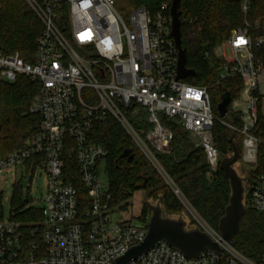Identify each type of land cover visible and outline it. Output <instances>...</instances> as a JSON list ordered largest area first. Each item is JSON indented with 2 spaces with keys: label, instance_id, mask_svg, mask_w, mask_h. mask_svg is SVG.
Instances as JSON below:
<instances>
[{
  "label": "built area",
  "instance_id": "built-area-1",
  "mask_svg": "<svg viewBox=\"0 0 264 264\" xmlns=\"http://www.w3.org/2000/svg\"><path fill=\"white\" fill-rule=\"evenodd\" d=\"M238 1L244 23L221 49L215 86L241 81L244 112L235 110L239 102L231 103L239 128L215 117L209 87L177 80L171 4L163 3L156 12L139 7L126 21L115 0H25L43 26L35 59L27 63L19 55L0 52V82L14 84L27 77L36 83L30 111L41 123L24 148L0 159V173L20 169L34 175L42 169L48 175V195L42 198L43 221L33 225L29 236L22 224L0 221V264H115L145 240L149 219L140 215L141 226L133 217L115 219L121 208L111 206L109 181L101 174L108 151L92 142L91 134L108 118L121 126L185 206L192 207L157 158L172 153L174 135L163 119L176 121L190 134L211 174L223 160L214 138L216 123L237 134L241 161L250 171L256 169L261 142L254 132L264 119V6L259 12V0ZM204 58L212 60L211 53L205 51ZM138 108L147 115L146 132L130 119ZM77 174L85 199L70 179ZM244 201L264 214V175L251 183L248 179ZM199 219V230L222 253L190 259L162 242L131 264H264V253L258 262L247 258Z\"/></svg>",
  "mask_w": 264,
  "mask_h": 264
},
{
  "label": "trees",
  "instance_id": "trees-1",
  "mask_svg": "<svg viewBox=\"0 0 264 264\" xmlns=\"http://www.w3.org/2000/svg\"><path fill=\"white\" fill-rule=\"evenodd\" d=\"M125 1L136 8L145 7L156 12L159 7L172 0H115L116 3ZM0 12V52L5 55H19L25 62L32 63L37 51V41L43 32V26L25 0H2ZM258 10L261 12L264 0H259ZM182 12V46L187 52V68L194 70V76L186 78L185 82L209 87L210 93L215 92L213 106L220 105L225 94H229L231 102L228 106L227 120L235 127H240V119L231 112L232 101L239 96L241 81L231 80L215 86L220 61L214 52L231 36L234 29L244 23V16L238 0H181ZM212 55V60L204 58V52ZM38 92V86L27 77H20L14 84L0 82V159L22 149L40 129L41 118L31 113L33 97ZM217 95V97H216ZM133 110V109H132ZM131 118L140 132H146L149 126L144 123V111ZM232 119V121H231ZM174 135L172 153L157 154V158L168 176L175 181L186 199L196 212L214 229L218 230L221 218L225 215L226 207L231 197V187L224 173L219 169L211 174L203 151L195 148L190 134L174 121L163 119ZM146 124V125H145ZM231 131L221 123L214 126V138L222 157L232 153L230 144ZM254 135L260 140L258 164L251 171L249 183L264 175V119L260 118ZM94 143L101 144L108 151L106 159L111 206L127 209L126 201L133 192L145 189L148 198L158 199L163 205V212L178 213L180 203L174 193L163 184L162 179L149 168L150 163L126 135L121 126L112 118L98 125L91 134ZM132 150L135 158L131 163L127 159L119 160L121 154ZM149 164V165H148ZM148 170L145 174L143 171ZM81 191H84L80 179L75 175L71 178ZM146 184L145 188L144 185ZM17 211L10 220L24 226L26 236L34 224L43 221L41 210L24 211L21 190L16 192ZM247 211L242 222L239 235L235 238V248L247 258L258 262L264 253V214L252 210L246 205ZM145 212H148L147 209ZM145 214V213H144ZM146 213L144 217H148ZM3 220L2 193L0 192V221Z\"/></svg>",
  "mask_w": 264,
  "mask_h": 264
},
{
  "label": "water",
  "instance_id": "water-1",
  "mask_svg": "<svg viewBox=\"0 0 264 264\" xmlns=\"http://www.w3.org/2000/svg\"><path fill=\"white\" fill-rule=\"evenodd\" d=\"M180 4L181 0H172L170 11L172 17L171 34L179 52L177 80H185L190 76H194L196 72L187 68V52L182 46V12L180 10ZM230 102V95L225 94L222 102L218 106L220 119L224 120L227 118ZM236 136L237 134L232 132L229 140L233 148V155L223 158L220 164V170L230 183L231 197L226 207L225 215L221 218L218 225V231L223 240L233 246L235 245V238L241 232L242 222L247 211L244 203V181L234 168L239 162L241 155L240 147L235 144ZM134 158L135 155L132 154V150L127 149L121 154L119 160L127 159L131 163ZM145 186L146 184L144 188ZM147 207L151 212V217L145 240L132 247L126 255L116 260L115 264H131L141 256L157 248L162 242L179 250L190 259H199L207 252L222 253V248L219 244L213 241L205 232L199 229L187 230V224L183 219L176 220L164 217L160 205L154 206L147 202Z\"/></svg>",
  "mask_w": 264,
  "mask_h": 264
},
{
  "label": "rangeland",
  "instance_id": "rangeland-1",
  "mask_svg": "<svg viewBox=\"0 0 264 264\" xmlns=\"http://www.w3.org/2000/svg\"><path fill=\"white\" fill-rule=\"evenodd\" d=\"M116 9H117L118 13L122 17H124L126 21H128L129 12L134 11L137 8L133 5L125 2V1H121L120 3H116ZM225 43L222 44L221 47L214 52L216 58L220 57L221 49H223ZM227 55L230 58L231 54H230L229 49H227ZM245 93L246 92H243L241 94L240 98L238 96L237 98L234 99L235 103H237V102L240 103V105L238 107H236V109H235L237 112H241V111L244 112V110H245V104L243 103ZM210 95L212 98V106H213V100L215 98V92L214 93L211 92ZM216 97H217V95H216ZM138 110H139V108H138ZM213 111H214L215 117L219 118L217 105L213 106ZM136 114L139 115L140 113L136 112ZM137 115H133L132 113H130L129 116L131 119L133 117H136ZM144 115H145V118H144L145 122L144 123H146L148 125L146 113H144ZM228 121H230V120H228ZM231 121H232V119H231ZM175 123L179 125V123H177L176 121H175ZM231 135H232V132H231ZM231 135H230V137H231ZM191 140L193 142L192 137H191ZM240 141L241 140L238 137L235 138V144H237L240 147V151H241L242 147H241ZM141 155L142 154L140 153L139 156H141ZM224 155H225V157H223V158L231 157L233 155V152L231 154L228 153V154H224ZM149 168L153 169L154 172L156 173V175L162 179L163 184H165L169 188V191L174 193L173 188L170 185V182L167 181L166 179H164L162 177V175L159 173V171L155 167H153L151 164L149 165ZM234 168L238 172L239 176L241 178H243L244 187L246 189L247 181H248L250 174H251V171L249 170L248 164L245 161L242 162L241 158H240L239 162L234 166ZM147 171L148 170L143 171L142 174H145ZM101 174H102L103 178L108 180L106 163H104L102 165ZM173 182L175 183L174 180H173ZM48 184H49L48 175H47L46 171H44L42 169H39L38 172H36L34 175L31 172L26 173L20 169L19 170H13V171H4V172L0 173V192L2 193L3 219L5 221L10 220L11 217L17 211V206H16V200H17L16 194L17 193L16 192H17L18 188H20V190H21L20 199L22 200V206H23L22 210H24V211L40 210L43 207L42 198H46V196L48 195ZM174 195L180 203L181 210L178 213H174V214H167V213L163 212L164 217L176 219V220L183 219L187 224V226H186L187 230L199 229L200 228V225H199L200 215L196 212V210L193 208L192 205H191L192 207H190V205L188 203H185L186 204V206H185L184 203L181 201V199L175 193H174ZM147 202L154 205V206L160 205L158 199H155V198L149 199L147 196L146 190L143 189V187H142V189H139V190L133 192L131 197L126 201V204L128 206L127 209L121 210L120 214L117 215L115 219H125V218H129V217H133V218H135L134 221H135V224L137 226L144 225L145 222L143 220H138V218L140 217V215H142L144 217V215L146 213H149V216L147 218L150 220L151 212L149 211V209L147 207ZM244 203H245V201H244ZM245 205H246V203H245ZM161 208L163 209V205L161 206ZM146 209L148 212H145Z\"/></svg>",
  "mask_w": 264,
  "mask_h": 264
}]
</instances>
